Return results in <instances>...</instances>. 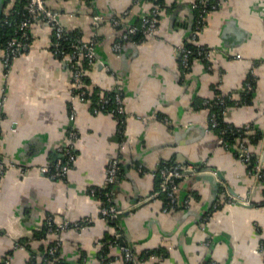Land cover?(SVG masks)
Masks as SVG:
<instances>
[{"label":"crops","instance_id":"1","mask_svg":"<svg viewBox=\"0 0 264 264\" xmlns=\"http://www.w3.org/2000/svg\"><path fill=\"white\" fill-rule=\"evenodd\" d=\"M46 1L64 24L96 38L103 64L88 72L92 89L96 95L118 82L124 87V132L113 113L73 100L79 137L69 178L41 172L59 155L57 145L71 124L72 71L51 51L52 28L44 19L31 24V48L8 68L0 45V159L7 165L0 178V264L40 260L55 239L60 247L52 264H129L122 239L114 243L118 233L140 264H264V181L240 155L244 140L264 169V0H219L198 39L213 54L194 59L185 73L177 46L192 41V0H165L156 35L126 41L120 52L112 46L118 30L109 18L126 13V20L138 23L153 0ZM96 13L106 16L98 30L92 27ZM248 75L255 77L250 100L231 105L224 118L250 135L220 143L219 133L208 128L204 101L218 90L243 97ZM116 149L122 172L114 198L122 212L113 223L100 216V200L89 190L103 184ZM172 159L208 170L182 179L179 203L166 209L164 198L149 195L159 182L154 173ZM211 169L221 174L215 181L203 175ZM228 194L250 203L226 201ZM48 213L57 223L91 220L82 229L42 236Z\"/></svg>","mask_w":264,"mask_h":264},{"label":"built area","instance_id":"2","mask_svg":"<svg viewBox=\"0 0 264 264\" xmlns=\"http://www.w3.org/2000/svg\"><path fill=\"white\" fill-rule=\"evenodd\" d=\"M220 6L219 0H192L191 8L196 11L194 28L191 33V39L196 46L193 48L189 44L181 43L177 46V56L182 69L185 73L190 68L194 59H209L213 54V49L206 47L199 42V35L202 28L207 22L209 11ZM163 0H153L152 7L143 13L138 23L126 20V13L114 15L109 18L111 23L118 30L117 38L113 41V49L120 52L123 44L126 41L140 42L148 37L156 35L160 20L163 14ZM19 18L16 20L13 17H7L5 22L8 25L15 26V32H19L13 37H9L5 42L4 63L8 68L11 62L18 55L28 51L32 46V36L30 34L31 24L39 19H44L52 28L53 40L51 41V51L57 57L66 59L72 71V83L70 86V111L69 117L71 124L66 130L65 137L62 142L57 145V152L59 155L51 162L40 167V171L47 173L50 177L55 179H68L71 169L73 168L77 159V145L76 141L79 137V130L76 124V109L72 104L73 100H80L91 103V108L94 112L108 111L116 116L119 128L118 132L123 135L124 124L126 118L125 106V91L124 87L118 82L106 89L98 91L95 95L92 89V83L88 74L89 70L103 61L99 58L96 48V38H83V36H74L73 27L64 24L59 16L58 10L50 7L46 0H27L25 6L21 11ZM106 19L102 13H96L92 18V27L98 30L101 23ZM240 57V54H237ZM110 72H113L109 68ZM253 74V73H252ZM254 75H248L245 82V94L243 97L235 98L232 94L224 92L217 93L213 98L206 99L204 103L210 104L215 108L210 112L208 128H216L220 125L218 112L225 115L231 105H241L246 102L249 94L255 88ZM94 87V86H93ZM249 127V124L246 125ZM241 128V127H239ZM227 130V129H224ZM242 134V133H241ZM219 142L228 145L225 136H219ZM241 157L251 164V172L258 180L264 181V172L259 157L254 155L249 146L243 141L240 142ZM6 163L0 159V176L6 171ZM141 170L143 167L140 168ZM208 170V167L190 165L185 162L175 160L159 166L154 173L159 176L157 187L149 195L152 199L164 198L166 200L165 208L169 209L176 206L178 202V190L180 181L188 178L190 175L199 174ZM218 178V171L216 169L210 170ZM122 172V164L119 156V150L109 158L106 176L102 185L91 187L89 193L100 200V216L108 221L115 222L122 209L115 203L114 185ZM226 201L250 203V200L238 195H227ZM220 205V200L214 203V208ZM211 212H208L205 219L210 217ZM91 218L86 216L78 220L64 219L57 223L54 220L52 213H48L45 219L44 235L49 236L50 233H58L62 230L73 228L82 229L85 227ZM114 243L123 238L118 233ZM125 241V240H124ZM122 243V242H121ZM60 247V240L55 239L51 242L46 250L47 256H44L40 264H52L53 258ZM124 257L131 264H140L137 258L125 241L121 244ZM9 259L5 260V264H9ZM31 264H37L32 261ZM207 264H218L212 261Z\"/></svg>","mask_w":264,"mask_h":264},{"label":"trees","instance_id":"3","mask_svg":"<svg viewBox=\"0 0 264 264\" xmlns=\"http://www.w3.org/2000/svg\"><path fill=\"white\" fill-rule=\"evenodd\" d=\"M0 2H3L2 16H1V22H0V45L3 46V47H5L6 40L9 37H13V36H15V35H17L19 33V32H15V26L14 25H8L5 22V19L9 16V17H13V18H15L17 20L19 18V16H20V14L18 13V11H21L23 9V7L25 6L27 0H13V1H10V0H0ZM10 3H12V4L9 6ZM163 6L166 7L165 0H163ZM195 16H196V11L193 10V19L194 20L192 21V30L194 28ZM52 35H53V32H52ZM73 35L74 36H82V32L79 29H75L74 28L73 29ZM52 40H53V37H52ZM185 44H189L193 48L196 47L194 45V42L193 41L186 42ZM204 60L206 61L207 59H204ZM254 85H255V78H254ZM253 91H252V93H253ZM219 92H222V91L221 90H218L217 93H219ZM252 93L249 94L248 99H247L246 102H248L250 100V97H251ZM204 105H206V104L204 103ZM206 106L209 108V111L210 112L213 111V109L215 108L214 106H212L210 104H208ZM218 117H219V120H220V125L217 126L214 129L219 133V135L223 134L229 144H231L233 142L239 141V139L241 138V135H244V136L245 135H247V136L250 135L247 132H244L245 129L243 127L239 128L237 126H234L232 123H228L225 120L224 115L222 113L218 112ZM224 129H227V130H224ZM257 134L255 135L256 137H257ZM175 160L176 159H172V160L167 161V162H164L162 164L169 163V162H172V161H175ZM201 166H204V165L202 164ZM263 172H264V169H263ZM0 178H1V176H0ZM213 208H214V206L210 209L209 212H212ZM115 222H113V223H115ZM44 232H45V229H43L40 232L41 233L40 235L43 236L44 235ZM153 252L154 251H148L146 254H151ZM156 253H160V251L159 252H156ZM57 255L58 254L56 253L54 256H50L49 259L50 258H53L54 259ZM44 256H47V254L44 253ZM44 256H43V258H44ZM43 258L40 259V260H37V258L35 256H33L31 258V261H36L37 264H40V262L43 260ZM2 264H5V261ZM54 264H64V263L61 260L58 259L56 261L54 260ZM129 264H131V262H129Z\"/></svg>","mask_w":264,"mask_h":264},{"label":"water","instance_id":"4","mask_svg":"<svg viewBox=\"0 0 264 264\" xmlns=\"http://www.w3.org/2000/svg\"><path fill=\"white\" fill-rule=\"evenodd\" d=\"M1 16H2V5L0 4V22H1ZM218 171V170H217ZM218 176L220 177V172L218 171ZM203 175H207L209 176L211 179H213L215 181V179L217 178L216 175H214L213 173H204ZM122 243H125L124 240H122Z\"/></svg>","mask_w":264,"mask_h":264}]
</instances>
